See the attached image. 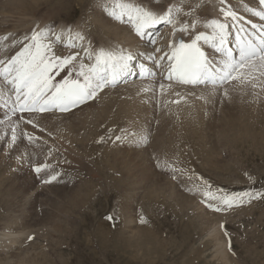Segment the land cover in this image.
I'll return each mask as SVG.
<instances>
[{
	"label": "rangeland",
	"instance_id": "rangeland-1",
	"mask_svg": "<svg viewBox=\"0 0 264 264\" xmlns=\"http://www.w3.org/2000/svg\"><path fill=\"white\" fill-rule=\"evenodd\" d=\"M215 1V9L231 7L244 24L256 18L246 9L259 10L258 0H124L157 13L170 11L177 29L195 20L192 34L210 33V19L223 21L211 9ZM112 2L0 0V59L18 51L22 45L13 41L33 29H50L57 55L79 53L88 64L83 47L93 54L112 47L157 57L153 50L171 36L189 38L162 23L149 30H159L155 45L145 44L126 18L106 14L101 5ZM80 4L84 12L93 7L83 14ZM99 13L133 32L131 38L99 31L90 36L91 16ZM53 31L72 46L63 47ZM140 60L153 64L147 56ZM260 71L253 73L255 80L226 82L214 94L211 86L164 81L157 71L146 80L101 89L66 115L24 113L30 124L19 120L21 114L0 115V137H6L0 139V264H264V198L214 211L203 196L208 190L217 196L264 191ZM64 75L67 71L57 79ZM13 125H18L14 145ZM44 164L49 167L40 173L33 170ZM109 215L115 219L107 220Z\"/></svg>",
	"mask_w": 264,
	"mask_h": 264
},
{
	"label": "snow or ice",
	"instance_id": "snow-or-ice-1",
	"mask_svg": "<svg viewBox=\"0 0 264 264\" xmlns=\"http://www.w3.org/2000/svg\"><path fill=\"white\" fill-rule=\"evenodd\" d=\"M101 6L104 7L106 14L115 20L126 18L138 37L144 38L147 35L145 43L155 45L156 41L149 33V29L162 23L172 24L173 33L177 31L181 34L188 33L189 38L186 40L181 35L180 38L172 40L168 46L169 50L158 59L147 50L135 52L124 49L119 51L100 49L93 54L90 47H84L85 56L92 61L85 64L79 53L57 55L53 50V42L49 39L50 29H33L30 35L13 41L14 45H22L14 55L0 59V81L7 89L6 96L0 92V115L10 119V115L20 113L19 120L30 124L31 120L24 121V113L43 112L50 108L61 112L70 111L93 99L101 89L114 86L122 79L137 74L142 78L153 75L152 69L146 63L140 62L143 56L152 60L157 68L166 59L167 74L164 78L167 81L181 86H211L213 94L218 85L226 82L240 80L244 83L249 79L255 80L253 73L264 69V24L253 23L250 29L246 28L242 22L244 18L231 7L221 8L223 21L211 19L207 22L206 26L211 29L210 34L203 31L192 34L191 29L196 28L197 21L193 20L190 25L184 23L177 29L170 11L157 13L124 0H113L111 7ZM258 8L259 10L252 8L246 10L264 20V0H258ZM54 35L55 40L59 42L60 35ZM77 37L80 40L84 39L79 34ZM67 46L71 47V42ZM153 51L159 53L162 50L155 48ZM64 71H67V75L57 79ZM259 74L264 76V71H260ZM256 86L253 83V87ZM160 88L163 90L165 85L161 84ZM17 126L12 127L13 145L17 139ZM24 136L29 140L34 139L26 132ZM119 139L120 137H117V140ZM47 167L49 165L44 164L35 166L33 170L40 173ZM58 175L49 176L43 182L50 183L56 180ZM203 196L207 207L221 211V206L230 208L236 203L243 204L252 199L264 198V191L251 189L232 193L225 191L223 195L217 196L208 190ZM213 200L220 203L214 204ZM106 219L112 221L115 218L109 215Z\"/></svg>",
	"mask_w": 264,
	"mask_h": 264
},
{
	"label": "bare ground",
	"instance_id": "bare-ground-1",
	"mask_svg": "<svg viewBox=\"0 0 264 264\" xmlns=\"http://www.w3.org/2000/svg\"><path fill=\"white\" fill-rule=\"evenodd\" d=\"M80 3H82V1H80ZM211 5L213 6V8H211L212 9V11L213 12H215V13H221V12H219V10H217V9H215V7H216V5H219L216 1L215 2H211ZM91 7H93V5L91 4L88 8H87V10L84 12V10H85V4H80L79 5V11H80V13H83V14H85V13H87L88 11H89V9L91 8ZM182 11V10H181ZM180 11V12H181ZM185 12V11H184ZM183 12H181V14H182ZM201 13V12H200ZM92 14V13H91ZM184 14V13H183ZM182 14V15H183ZM93 15V14H92ZM185 15V14H184ZM202 15H204L205 16V14H203L202 13ZM102 16V15H101ZM182 17V16H181ZM187 17V16H186ZM209 17V16H208ZM106 18V17H105ZM104 17H100V13L99 14H96V15H94L93 17L91 16V22H93L92 24H93V26H92V30H91V35L90 36H92L93 35V33H95L94 31H99V32H103V34L104 35H114L115 37L114 38H122V39H130L131 38V34H129L127 31H124L122 28H120L119 26H113L114 24L113 23H111L110 22V20L108 21L107 19H105ZM182 18H184V17H182ZM207 18V17H206ZM112 19V18H111ZM181 19V18H180ZM176 20V19H175ZM211 20V19H210ZM112 21V20H111ZM185 21V20H184ZM183 22V21H182ZM190 22V21H189ZM260 23H261V21H260ZM189 24V23H188ZM207 27V26H206ZM128 29V28H127ZM129 30V29H128ZM207 30L208 31H210L211 32V29L209 28L208 29V27H207ZM206 30V31H207ZM81 32V31H80ZM53 34H54V31H53ZM165 34V33H164ZM176 35V34H175ZM175 35H173V36H171L170 37V39H167V44H166V46H163V47H161L160 49L162 50L161 52L162 53H164V52H167L168 50H169V48H168V46H169V43L172 41V40H174V39H176L177 37L175 36ZM178 36V35H177ZM85 38V37H84ZM109 39L110 38H108L107 40V43H111V40L109 41ZM114 40V39H113ZM112 43H114V42H112ZM126 44H128L127 42H126ZM111 45V44H110ZM129 45V44H128ZM144 45V44H143ZM161 45V44H160ZM111 46H113V44L111 45ZM2 47V46H1ZM110 47V46H109ZM145 47V46H144ZM68 48V47H67ZM84 48V47H83ZM156 48V47H155ZM159 48V47H158ZM53 49L55 50L56 49V46H54L53 45ZM110 49V48H109ZM108 49V50H109ZM111 49H112V47H111ZM110 49V50H111ZM68 50V49H67ZM109 50V51H110ZM92 51V50H91ZM116 51V50H115ZM119 51V50H118ZM150 52V51H149ZM158 54H161V53H158ZM78 63V62H77ZM62 74V73H61ZM180 87H184V88H186V87H191L190 85L189 86H181L180 85ZM193 88V87H192ZM0 89H5L4 88V86H3V84L0 82ZM191 90V89H190ZM184 98V97H183ZM76 110V109H75ZM71 113V112H70ZM67 114H69V112L67 113ZM48 115V113H44V114H40L39 115V117H43V116H47ZM59 116H61V115H66V114H58ZM154 153V152H153ZM157 160V159H156ZM156 164V163H155ZM105 179V178H104ZM111 179V178H110ZM68 207V206H67ZM55 227V226H54ZM61 228V227H60ZM100 230V229H99ZM103 237V236H102ZM65 238V237H64ZM213 238V237H212ZM57 240V239H56ZM220 243V242H219ZM219 246H220V244H219ZM229 246V245H228ZM218 247V246H217ZM227 248V247H226ZM229 252V251H228ZM220 253L221 254H223L224 252H223V249L221 250L220 249ZM230 253V252H229ZM224 255V254H223Z\"/></svg>",
	"mask_w": 264,
	"mask_h": 264
}]
</instances>
